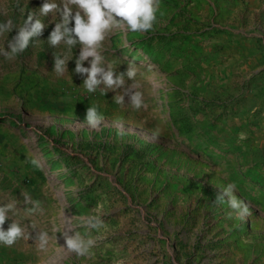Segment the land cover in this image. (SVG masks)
<instances>
[{
	"label": "rangeland",
	"instance_id": "374dc122",
	"mask_svg": "<svg viewBox=\"0 0 264 264\" xmlns=\"http://www.w3.org/2000/svg\"><path fill=\"white\" fill-rule=\"evenodd\" d=\"M43 3L0 0V23L19 28L34 12L46 25L15 59L0 55V204L15 203L3 227L27 228L0 244V264H264V0H160L151 31L110 33L104 63L117 74L135 64L138 110L114 101L122 88H84L79 46L49 45L58 17L41 16ZM54 55L69 60L62 76ZM229 183L250 205L246 221L213 203ZM98 206L103 226L89 229ZM65 233L96 244L79 256Z\"/></svg>",
	"mask_w": 264,
	"mask_h": 264
},
{
	"label": "clouds",
	"instance_id": "9594fccd",
	"mask_svg": "<svg viewBox=\"0 0 264 264\" xmlns=\"http://www.w3.org/2000/svg\"><path fill=\"white\" fill-rule=\"evenodd\" d=\"M160 8V0H44L39 8V14L47 17H58L51 20L54 28L48 37L49 45L54 48L64 44L69 49L79 46V55L75 59L74 72L84 78L83 86L88 92H95L97 88L106 94L107 91L123 89V94H116L114 101L124 104L125 96L130 99L134 109L147 107L143 93L138 91L141 87L135 80L137 67L129 62L126 72L117 74L115 69L104 63L102 55L103 43L114 30H125L132 33H147L153 29ZM46 27L44 22L33 13H28L24 23L15 28L9 19L0 23V36L16 29V35L7 41V48L0 49V55L8 60L23 53L30 42L43 34ZM91 58V59H89ZM68 59L60 55H54V71L62 76L67 70ZM89 66L85 67V62ZM127 76L128 84L125 80ZM103 85V87H101ZM103 115L98 111V106H88L86 109V124L90 128H98L103 121ZM241 139L246 138L245 133L240 134ZM35 164L36 161H33ZM23 195V193H22ZM25 203L33 204V211L39 207V201H31L25 196ZM216 205L227 203L232 210L228 213L231 218L235 215L241 221H246L251 215L250 205L236 195V184L229 183L220 188L213 201ZM101 206H98L96 215H91L84 220L89 229H99L104 221L101 219ZM15 209V203L0 204V244L11 247L16 241L25 237L26 227H22L16 220H11L7 230L3 225L10 220L9 213ZM30 236V233L28 234ZM50 237L46 231H37L35 241L40 250H45ZM66 248L79 256L90 254V249L96 244V240L85 238L79 233L69 235L65 233Z\"/></svg>",
	"mask_w": 264,
	"mask_h": 264
},
{
	"label": "trees",
	"instance_id": "16d2710c",
	"mask_svg": "<svg viewBox=\"0 0 264 264\" xmlns=\"http://www.w3.org/2000/svg\"><path fill=\"white\" fill-rule=\"evenodd\" d=\"M36 174L37 175H39L40 173H39V169L36 167ZM39 176H41V175H39ZM29 182H33L34 181V179H29L28 180Z\"/></svg>",
	"mask_w": 264,
	"mask_h": 264
}]
</instances>
